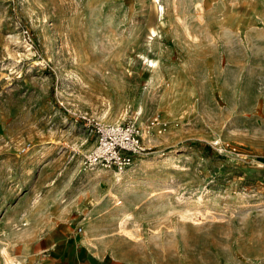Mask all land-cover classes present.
<instances>
[{
    "label": "rangeland",
    "instance_id": "rangeland-1",
    "mask_svg": "<svg viewBox=\"0 0 264 264\" xmlns=\"http://www.w3.org/2000/svg\"><path fill=\"white\" fill-rule=\"evenodd\" d=\"M0 264H264V0H0Z\"/></svg>",
    "mask_w": 264,
    "mask_h": 264
},
{
    "label": "built area",
    "instance_id": "built-area-1",
    "mask_svg": "<svg viewBox=\"0 0 264 264\" xmlns=\"http://www.w3.org/2000/svg\"><path fill=\"white\" fill-rule=\"evenodd\" d=\"M93 127L96 145L84 159L89 169H109L120 179L136 160L148 154L141 130L132 121L96 122Z\"/></svg>",
    "mask_w": 264,
    "mask_h": 264
},
{
    "label": "bare ground",
    "instance_id": "bare-ground-1",
    "mask_svg": "<svg viewBox=\"0 0 264 264\" xmlns=\"http://www.w3.org/2000/svg\"><path fill=\"white\" fill-rule=\"evenodd\" d=\"M143 136H144V138H145V140H147V141H149V142H152L153 141V137L152 136H150L149 134H148V132H144L143 133ZM123 177V176H122ZM115 196V195H114ZM119 204H122V201H118L117 202V205H119ZM87 237V236H86Z\"/></svg>",
    "mask_w": 264,
    "mask_h": 264
},
{
    "label": "crops",
    "instance_id": "crops-1",
    "mask_svg": "<svg viewBox=\"0 0 264 264\" xmlns=\"http://www.w3.org/2000/svg\"><path fill=\"white\" fill-rule=\"evenodd\" d=\"M98 258V257H97ZM99 259V258H98Z\"/></svg>",
    "mask_w": 264,
    "mask_h": 264
}]
</instances>
